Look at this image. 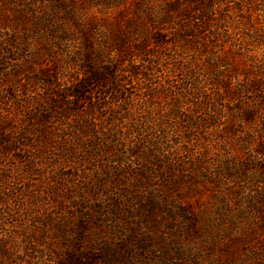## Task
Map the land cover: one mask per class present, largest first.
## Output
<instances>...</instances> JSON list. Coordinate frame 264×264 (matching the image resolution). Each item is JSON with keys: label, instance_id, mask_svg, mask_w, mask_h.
Instances as JSON below:
<instances>
[{"label": "trees", "instance_id": "16d2710c", "mask_svg": "<svg viewBox=\"0 0 264 264\" xmlns=\"http://www.w3.org/2000/svg\"><path fill=\"white\" fill-rule=\"evenodd\" d=\"M208 1L94 43L73 0H0V264L35 231L58 264H264V7Z\"/></svg>", "mask_w": 264, "mask_h": 264}, {"label": "rangeland", "instance_id": "374dc122", "mask_svg": "<svg viewBox=\"0 0 264 264\" xmlns=\"http://www.w3.org/2000/svg\"><path fill=\"white\" fill-rule=\"evenodd\" d=\"M73 1H75L77 7H80L85 23L90 24V32L94 43L108 41L104 38L106 36L114 37L118 30L129 40L131 37V40H135L136 43L141 38L147 39L146 37H150V34L154 31H163L171 37L172 33L179 31L178 21L184 18L185 13L182 9L193 10L194 8L196 10L200 8V3L206 4L203 6L204 8L209 7L210 4L208 0H178L180 5L177 6L174 5L177 0ZM258 2L263 5L260 7L263 9L264 0ZM214 6L215 14L222 13L225 21L234 26H237L240 21V11L246 12V10L251 11L254 9V3L251 0H221L218 5ZM259 13H263V11L256 12V14ZM152 17H154L153 20ZM79 36L78 34L77 37ZM168 44L171 43L168 42ZM108 59L118 60L119 58L117 54L112 53ZM122 82L124 81L122 80ZM67 175H70V173ZM114 234L119 236V233L114 232ZM32 236L29 238V242H26V246L23 244L19 252L11 256L14 260L12 264H28L27 261H32L33 264H58L57 252L59 248L53 245L48 246L47 243L50 239L43 236L39 231H35ZM211 249H214L213 256L209 257L207 253L205 254L206 264H222L225 255H223L221 249ZM232 254L235 255L234 252ZM232 261L233 263L230 264H234V261L237 260L233 259Z\"/></svg>", "mask_w": 264, "mask_h": 264}]
</instances>
